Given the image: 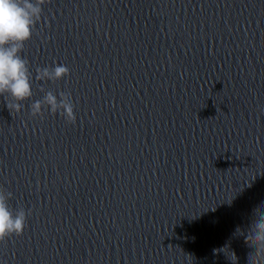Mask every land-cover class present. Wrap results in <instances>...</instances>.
<instances>
[{"label":"clouds","instance_id":"9594fccd","mask_svg":"<svg viewBox=\"0 0 264 264\" xmlns=\"http://www.w3.org/2000/svg\"><path fill=\"white\" fill-rule=\"evenodd\" d=\"M50 0H0V96L7 101L10 96L12 104L9 109L20 113L23 101L33 97V82L55 83L70 74L66 65L37 67L35 76L29 67V61L22 55L25 43L31 39L36 25L41 21L43 5ZM43 93L41 99L30 105V115L35 118L43 116L45 110L52 114L59 113L71 124L76 122V114L71 93L60 91L58 94L39 87ZM13 193L0 187V242L13 235L21 236L25 230L31 210L24 207L10 208L9 201ZM256 218L252 222L246 242L255 248L250 255V264H264V211L254 210Z\"/></svg>","mask_w":264,"mask_h":264}]
</instances>
